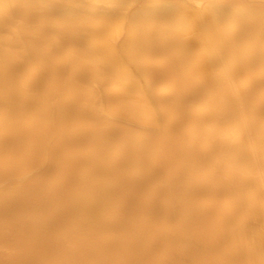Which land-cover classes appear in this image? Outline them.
Masks as SVG:
<instances>
[{
	"label": "bare ground",
	"instance_id": "obj_1",
	"mask_svg": "<svg viewBox=\"0 0 264 264\" xmlns=\"http://www.w3.org/2000/svg\"><path fill=\"white\" fill-rule=\"evenodd\" d=\"M0 264H264V0H0Z\"/></svg>",
	"mask_w": 264,
	"mask_h": 264
}]
</instances>
